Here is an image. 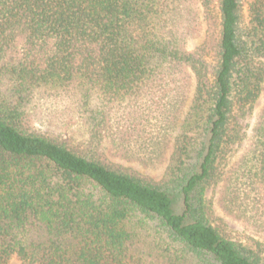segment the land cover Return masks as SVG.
<instances>
[{
  "label": "trees",
  "instance_id": "obj_1",
  "mask_svg": "<svg viewBox=\"0 0 264 264\" xmlns=\"http://www.w3.org/2000/svg\"><path fill=\"white\" fill-rule=\"evenodd\" d=\"M187 1L0 0V264H264V0H198L194 48ZM192 79L163 179L111 162L161 152ZM221 181L244 242L205 216Z\"/></svg>",
  "mask_w": 264,
  "mask_h": 264
},
{
  "label": "rangeland",
  "instance_id": "obj_2",
  "mask_svg": "<svg viewBox=\"0 0 264 264\" xmlns=\"http://www.w3.org/2000/svg\"><path fill=\"white\" fill-rule=\"evenodd\" d=\"M198 0H188L187 6L190 13H195L194 19V32L188 36L187 45L191 48L201 45L206 37L207 32V23L204 20V10L200 6ZM214 7V8H213ZM213 13L217 10V3H213ZM246 5L244 6V9ZM244 13L246 11L244 10ZM192 84V85H191ZM190 89L188 93V100L186 101L185 107L182 111L178 114V119L175 124H171L168 127V130L165 132L164 141L162 143V148L160 149L158 155H153L150 158V161L140 162L139 159L126 157L124 159H109L111 162L121 165L123 168L129 171H135L144 177L149 178L153 183H159L165 174L167 166L169 164V159L171 157L173 151V137L179 133H181V126L183 122V118L186 115V112L191 103V97L193 93V79L190 80ZM263 104V95H260L259 98L255 101L253 105V109L249 115L244 118H239V122L241 124L242 132L244 133V139L241 144L236 148L234 154L228 160L226 167L220 165V169L222 171V179L229 175V170L231 169L232 165L234 164L235 160L240 156L243 152L247 141L252 133L253 125L255 123V118L258 111L261 109ZM48 131L53 133H60L56 128H47ZM60 135V134H59ZM61 136V135H60ZM68 136L74 138L76 141L80 142L83 141L85 137V128L81 122L76 124L75 126L71 127L68 132L62 133V140L65 142H69L67 140ZM76 141H73L76 142ZM71 143V142H69ZM70 146L74 147V144H69ZM235 148V147H234ZM158 156V157H157ZM223 181V180H222ZM220 182L216 186H208L203 195V200L205 204V216L208 219L209 223L213 226H219L222 228L224 233L227 236V239L234 241V242H244L246 235L249 233L247 229L244 228L243 223L239 220L235 219L231 214L224 211V209L220 206V192L221 187L223 186V182ZM177 197V199H176ZM173 198L176 202L178 210H181V203L179 202L178 195H173ZM245 233V235L243 234ZM154 235V232H151ZM264 241V237H262ZM171 252L166 253L165 256L155 255L153 252L152 260L155 264H169ZM178 264H201L199 260L195 259L194 257H184V260Z\"/></svg>",
  "mask_w": 264,
  "mask_h": 264
}]
</instances>
